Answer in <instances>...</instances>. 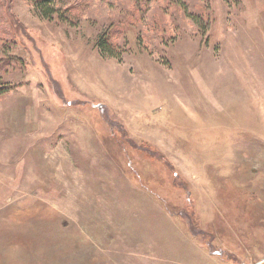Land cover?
Segmentation results:
<instances>
[{
    "label": "rangeland",
    "instance_id": "1",
    "mask_svg": "<svg viewBox=\"0 0 264 264\" xmlns=\"http://www.w3.org/2000/svg\"><path fill=\"white\" fill-rule=\"evenodd\" d=\"M52 6L0 0V264H264V0Z\"/></svg>",
    "mask_w": 264,
    "mask_h": 264
},
{
    "label": "trees",
    "instance_id": "2",
    "mask_svg": "<svg viewBox=\"0 0 264 264\" xmlns=\"http://www.w3.org/2000/svg\"><path fill=\"white\" fill-rule=\"evenodd\" d=\"M35 2L40 8L44 17L50 19L53 18L54 14L56 13V9L54 8V6H52L54 4V0H35ZM48 5L51 7H47ZM97 45L102 54L106 55L108 53L110 56H118L114 51H112L111 44L109 43L107 37H105L104 35H100L97 41Z\"/></svg>",
    "mask_w": 264,
    "mask_h": 264
},
{
    "label": "bare ground",
    "instance_id": "3",
    "mask_svg": "<svg viewBox=\"0 0 264 264\" xmlns=\"http://www.w3.org/2000/svg\"><path fill=\"white\" fill-rule=\"evenodd\" d=\"M121 88L123 89L124 88V85H121ZM141 92H140V90H139V93H136L135 95L137 96V99H138V102L140 101V102H142V94H140ZM153 94H154V96H156V95H159V94H157L156 92H153ZM136 98V97H135ZM163 98L161 97V99H159V98H156V101H161ZM167 108V107H166ZM167 111V110H166ZM169 112H171V111H169ZM166 113H168V111L166 112ZM182 126L179 124V126L178 127H176V128H178V129H180Z\"/></svg>",
    "mask_w": 264,
    "mask_h": 264
}]
</instances>
